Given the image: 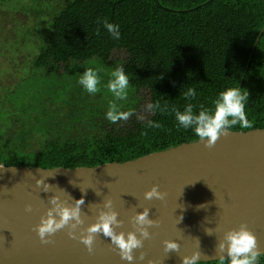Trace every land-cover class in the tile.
Returning <instances> with one entry per match:
<instances>
[{
	"label": "trees",
	"instance_id": "16d2710c",
	"mask_svg": "<svg viewBox=\"0 0 264 264\" xmlns=\"http://www.w3.org/2000/svg\"><path fill=\"white\" fill-rule=\"evenodd\" d=\"M4 13L0 33L13 37L0 40V57L25 75L0 96V165L94 168L197 141L174 110L214 109L227 88L247 94L252 125L228 131L264 129V0H0ZM105 19L120 26L119 40ZM117 67L129 78L130 106L116 102L128 116L111 123L107 94H88L75 74ZM58 79L61 93L46 91ZM189 89L195 99L185 98ZM143 106L150 115L137 118Z\"/></svg>",
	"mask_w": 264,
	"mask_h": 264
},
{
	"label": "water",
	"instance_id": "95a60500",
	"mask_svg": "<svg viewBox=\"0 0 264 264\" xmlns=\"http://www.w3.org/2000/svg\"><path fill=\"white\" fill-rule=\"evenodd\" d=\"M205 143L199 139L94 168L0 165V264H128L110 238L96 234L89 252L79 236L108 211L118 214V233L136 231L133 218L145 208L156 224L143 247L134 250L133 264H182L194 252L202 254V263L219 261L227 255L218 251L225 234L241 225L257 237L264 253V129L228 131L212 148ZM155 185L165 198L145 199ZM54 197L68 207L82 199L84 224L76 238L65 227L45 244L35 228ZM108 202L111 208L105 207ZM168 240L178 242L179 250L166 252Z\"/></svg>",
	"mask_w": 264,
	"mask_h": 264
},
{
	"label": "clouds",
	"instance_id": "9594fccd",
	"mask_svg": "<svg viewBox=\"0 0 264 264\" xmlns=\"http://www.w3.org/2000/svg\"><path fill=\"white\" fill-rule=\"evenodd\" d=\"M104 28L113 40L121 38L120 26L104 20ZM78 83L88 94H96L101 90V80L98 71L93 68H86L80 76ZM106 88L113 96L109 102L108 111L105 116L111 123H116L121 119H127L128 113L120 111L116 101L126 100L129 88V78L123 67H117L111 72ZM186 99H195L196 90L189 89L184 93ZM247 94H243L239 88H227L221 91L214 100V109L201 107L200 111L194 113V105L188 103L183 111L174 110L175 120L178 122L177 127L184 130H191L200 141H205V146L212 148L217 140L228 133L232 126L239 125L241 128L252 127L245 112ZM151 107V106H150ZM42 181H38L39 185ZM47 190V186L45 187ZM166 193L159 190L155 185L151 190L145 193V199L153 198L163 200ZM83 200H77L75 205L68 207L63 205L58 198L50 200L51 207L48 208L46 215L41 216L40 223L36 226L35 231L42 243H49V237L57 231L69 228V235L76 238L77 230L84 224L81 218L80 205ZM106 208H111V202L106 203ZM26 211L31 212L32 206L28 205ZM150 209L145 208L142 212L137 213L133 220L136 231L117 232L115 228L119 226L118 214L115 211L102 212L97 222L81 231L80 241L87 246L88 251H93V244L96 234H102L105 238H110V242L120 250L122 260L133 264L137 257L134 250L142 248L144 240L151 235L149 229L156 224L150 218ZM86 232L87 234H83ZM165 251L172 252L179 250V243L176 241H165ZM219 253L226 252V257L221 255L219 264H259L261 253L258 249L257 237L247 228L241 225L238 230L228 231L224 236V241L218 246ZM201 253L194 252L191 256H184L182 264H202ZM145 256L141 253L139 260L143 261ZM152 264V262H150Z\"/></svg>",
	"mask_w": 264,
	"mask_h": 264
},
{
	"label": "rangeland",
	"instance_id": "374dc122",
	"mask_svg": "<svg viewBox=\"0 0 264 264\" xmlns=\"http://www.w3.org/2000/svg\"><path fill=\"white\" fill-rule=\"evenodd\" d=\"M7 19L8 20V16L5 15V13L1 16L0 14V27L4 26L3 22L4 20ZM8 25H6L7 27ZM9 28H5L3 32L0 33L1 37L0 40L1 41H5V39L8 37V35H11L13 37V35L11 34V32H9ZM7 56H10L8 54V52H6ZM114 58L116 60L119 59H123L125 58V54L123 52H119L116 53L114 55ZM24 72H21L20 69L13 67L12 64L9 63L8 60L2 59L0 57V96H2L3 93H8V92H12L15 90L16 86L19 85L20 80L22 79V77L24 76ZM82 75V73L79 74H75L76 78H80V76ZM100 80H101V85L100 88L102 90L103 93L107 94L106 97L108 98V100H113V96L110 92H108L106 85L109 81V79L111 78V72H101L100 75ZM65 80H60L58 79L57 81H49L44 83V87L46 88V91H48L49 93H57L60 94V90L64 84ZM58 91V92H57ZM129 99L127 98L126 100H121V101H116L119 103L120 106L125 107L128 109L130 105H127V101ZM0 102H3V99H1L0 97ZM147 102V97L144 98V104L146 105ZM150 115V109L148 106H143L142 110L140 112L137 113V118L141 117V118H145L148 117ZM18 126L15 127L13 132H16ZM0 131H1V124H0ZM11 132V133H13Z\"/></svg>",
	"mask_w": 264,
	"mask_h": 264
}]
</instances>
